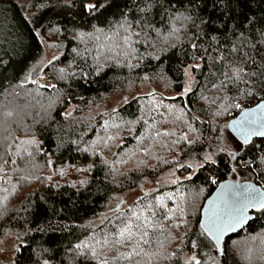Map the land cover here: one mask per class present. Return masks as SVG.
I'll list each match as a JSON object with an SVG mask.
<instances>
[{"label": "trees", "instance_id": "1", "mask_svg": "<svg viewBox=\"0 0 264 264\" xmlns=\"http://www.w3.org/2000/svg\"><path fill=\"white\" fill-rule=\"evenodd\" d=\"M262 34L264 0H113L99 18L79 0H0V241L20 249L5 264H264V210L223 255L200 227L221 181L264 188V138L228 154L243 144L229 121L264 100ZM47 42L61 49L40 64L48 80L26 79ZM206 154L216 164L197 166ZM126 224L135 236L117 244Z\"/></svg>", "mask_w": 264, "mask_h": 264}, {"label": "snow or ice", "instance_id": "2", "mask_svg": "<svg viewBox=\"0 0 264 264\" xmlns=\"http://www.w3.org/2000/svg\"><path fill=\"white\" fill-rule=\"evenodd\" d=\"M112 2L113 0H79V8L81 13L88 15V16H96L97 18H99V15H103L104 12L108 11V9L112 6ZM143 11V9L141 10ZM185 19H191L190 16L184 17ZM127 30V29H126ZM99 31V29H98ZM264 35V34H262ZM191 47L193 49L197 48V45L195 43H193L191 45ZM235 50V49H233ZM206 51V50H205ZM199 59V57L197 56L196 53L192 54V60H193V64L189 65L188 67H185L183 69L184 75L188 76L189 75V68H198L199 64L196 63V61ZM41 63H43V61H41ZM35 71V68H33L28 76H26V79H30L31 78V72ZM61 75V79L64 78L63 73H64V69H60L59 70ZM243 72V69H239V68H234L233 69V74L231 77H228V74L225 73V77L228 79H233V80H240L242 79V75L241 73ZM253 75H255L253 73ZM145 79H148V77L146 76ZM261 88L264 89V81H261ZM185 92L189 91V88L186 86L184 89ZM234 107L236 108H241V105L239 103H236L234 105ZM243 112V116L245 117V119H242L240 121L235 122L236 124H240V126L242 128H244L247 124L248 121L246 119V117L248 116V112ZM116 127H119V125H116ZM189 127L191 128V125H189ZM255 131L256 134L264 136V131L258 130V129H250L247 132L242 133L243 135V144L241 145H237V150L234 151H229V155L232 156V158L235 160L237 157V154L239 152V150H241L243 148L244 145H247L249 143V135L252 134V132ZM169 133H165V135H168ZM109 139H114V137H109ZM184 139H187V137L185 136ZM262 161H264V157L261 158ZM216 160L213 158V154H206L204 157V162L202 164L198 163L197 166L199 167H203L204 164H216ZM187 167L192 168L193 164L189 163L187 165ZM233 171H235V168L232 169ZM213 183H215V181H212ZM256 208L258 210H264V197H257L251 193L243 196V198L241 200H237L234 203H231L230 205L226 206L223 210L221 211H213L212 215L208 217L207 220L202 221L200 223V227L201 229H203L204 231L201 232V235H205L207 234L209 237H215V239L218 241L219 240V234L223 233V231L229 229V228H233L235 227V225L237 224H241L242 222H244L247 218V211L249 208ZM183 210L181 209V212ZM38 231H44L45 229L43 228H39L37 229ZM147 233H142L140 238L142 239L143 236H146ZM135 236V233L132 232V225L131 224H126L125 227L120 229L119 232V237L120 239H118L116 241L117 244H124L126 241L128 240H132L133 237ZM0 243H2V241H0ZM109 240L105 239L103 241L104 245H109ZM139 246V241L137 240L132 248L131 251L127 252V253H118L116 259H125V260H132L134 255H138L136 249ZM90 247L87 244L81 243V244H77L75 246V248L77 250L81 249V248H87ZM193 247H196V243L193 242ZM20 249L17 247L15 248V251H19ZM3 249H0V254L3 253ZM44 251H47V249H45ZM91 256L93 259L97 258V252L95 250V248H91ZM192 260H195V257L191 258ZM14 264V262H13ZM44 264H48V261H45ZM99 264H109V261L107 259H103L99 261ZM195 264H199V261H195Z\"/></svg>", "mask_w": 264, "mask_h": 264}, {"label": "water", "instance_id": "3", "mask_svg": "<svg viewBox=\"0 0 264 264\" xmlns=\"http://www.w3.org/2000/svg\"><path fill=\"white\" fill-rule=\"evenodd\" d=\"M43 66L38 67L35 71L31 72V80L35 81L43 73ZM49 84H51L49 82ZM248 112L246 117L248 124L242 128L240 124L235 122L245 119L243 112ZM241 112L229 121L228 127L231 133L243 143L242 133L249 131L250 129H258L264 131V100L260 101L252 107L242 109ZM264 136L258 135L255 131L249 135V143L256 139H263ZM253 194L257 197H264V188L255 182L237 183L231 180L221 181L214 191L204 202L201 210V222L208 219L212 215L213 211H221L226 206L234 203L237 200H241L243 196L247 194ZM255 208H249L247 211V218L241 224L235 225L233 228H229L223 233L219 234V240L212 237L219 246L220 252L223 255V244L227 237L234 235L243 230L251 221L253 217L252 211Z\"/></svg>", "mask_w": 264, "mask_h": 264}, {"label": "rangeland", "instance_id": "4", "mask_svg": "<svg viewBox=\"0 0 264 264\" xmlns=\"http://www.w3.org/2000/svg\"><path fill=\"white\" fill-rule=\"evenodd\" d=\"M60 54H61V49L59 45L47 42L46 52L41 61H43V63L53 61L56 58H58ZM41 61H39L35 67H39L41 64ZM39 78H40V81H44V82L48 80L43 75ZM151 90L164 91V93L168 94V90L166 91V89L163 88V85L161 84H154V85L147 84L142 89H139L137 92L142 93V92H149ZM123 103H124V95L122 93L116 94L115 96H113L106 102V109L107 111L115 110L118 106L122 105ZM138 195H139V192L136 191V192L131 193L129 197L127 198L117 196L114 201L113 208L123 207L121 205H126L129 201H134L136 197H138ZM18 244H19V240L13 234H9L7 237H5L2 243H0V249L4 250L3 253L0 254V264L8 263L14 257V254L16 252L15 248H17Z\"/></svg>", "mask_w": 264, "mask_h": 264}]
</instances>
